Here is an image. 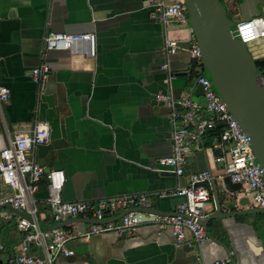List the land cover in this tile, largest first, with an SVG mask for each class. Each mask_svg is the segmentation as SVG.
<instances>
[{
    "label": "crops",
    "instance_id": "obj_1",
    "mask_svg": "<svg viewBox=\"0 0 264 264\" xmlns=\"http://www.w3.org/2000/svg\"><path fill=\"white\" fill-rule=\"evenodd\" d=\"M262 5L263 0H241L235 21L257 15ZM152 12L151 0H0V85L8 89L7 100L0 104V150L7 134L29 133L46 123L49 140L32 147L29 157L46 170L62 171L64 201L145 194L148 207L173 212L184 198L159 193L184 186L189 173L206 169L214 179L221 211L244 209L235 191L221 184L222 169L210 146L189 155L180 175L160 162L171 153L170 113L179 114L181 108L155 95L178 98L193 93L197 67L188 53L190 29L161 23ZM48 31L93 33L94 56L87 55L85 42L42 52ZM166 38L177 41L173 54H165ZM256 45L261 48L256 50ZM256 45L254 53H264V38ZM163 63L173 79L167 80L166 70L160 69ZM40 64L49 71L36 84L30 70ZM191 100L202 103L201 95L191 94ZM45 195L41 179L34 192L36 216L51 224ZM205 211L214 212L212 201ZM89 226L71 222L61 227L72 254L58 257L55 264H211L227 254L236 264H264L258 237L264 233V219L252 214L208 221V238L191 246L188 232L175 245L169 230L157 232L149 223L131 232L73 237ZM10 246L5 264L15 253ZM26 253L40 255L33 246Z\"/></svg>",
    "mask_w": 264,
    "mask_h": 264
},
{
    "label": "built area",
    "instance_id": "obj_2",
    "mask_svg": "<svg viewBox=\"0 0 264 264\" xmlns=\"http://www.w3.org/2000/svg\"><path fill=\"white\" fill-rule=\"evenodd\" d=\"M153 12L151 16L161 23L174 22L187 27V9L184 0H151ZM230 33L240 43H250L264 38V0L262 10L255 16L241 18L233 22ZM191 32V31H190ZM77 42H85L87 55L94 56L93 33L66 34L48 31L43 35L41 51L70 49ZM188 53L192 61L200 64V52L192 33L189 37ZM177 47L175 39L164 40L166 55L173 54ZM264 55V53H261ZM160 69L167 72V80L175 75L163 63ZM49 71L48 66L40 64L30 70L31 80L39 84ZM195 81L202 88V103L195 102L188 95L173 98L170 94H156L155 98L166 105L181 108L179 114L170 113V155L160 159L162 164L171 167L175 175L183 172L186 158L201 151L206 132L215 126L219 131L210 136V148L213 160L221 166L218 175H227L231 183H238L235 191L237 197H246L249 208H264L263 169L257 163L250 147L248 136L240 129L238 123L220 101L209 77L198 71ZM8 98V89L0 85V104ZM50 132L46 123H41L29 133L7 134V143L0 150V205L8 204L12 208L30 217V221L13 214H2L3 219L14 220L21 237L19 250L9 256L8 264H55L58 257H68L72 251L66 247L69 238L61 227L41 228L37 225L34 192L41 179L45 180L44 204L49 211L52 223L67 218L82 217L102 220L98 224H90L89 229L73 237L88 239L90 235L107 231L118 234L131 232L139 224H153L156 231L169 230L175 245L184 241L185 232L191 236V244L203 243L208 235L201 220L207 216L206 205L211 201L209 187V171L206 169L188 174L187 183L181 187L161 191L159 196L177 195L184 198V203L176 207L171 214L145 213L147 221L140 222L133 208L147 207L145 194L118 195L97 201H64L60 190L64 181L61 170L44 169L34 163L29 152L35 145L49 140ZM133 207V208H132ZM132 208V209H129ZM128 209L119 218L109 220L117 212ZM72 237V236H71ZM35 247L40 255L27 254L29 247ZM0 248L2 246L0 245ZM211 264H231L229 259H216Z\"/></svg>",
    "mask_w": 264,
    "mask_h": 264
},
{
    "label": "water",
    "instance_id": "obj_3",
    "mask_svg": "<svg viewBox=\"0 0 264 264\" xmlns=\"http://www.w3.org/2000/svg\"><path fill=\"white\" fill-rule=\"evenodd\" d=\"M184 2L187 9L188 26L200 52L202 72L209 77L220 101L225 104L226 110L236 120L240 129L248 136L255 159L263 169L264 179V76L257 71L254 65L249 53L250 46L247 49L242 48L232 37L230 33L231 22L226 17L225 9L219 0H184ZM250 43H244L243 45H250ZM251 53L255 59L264 56L262 54L257 56L254 51ZM191 94L202 95V88L198 83H196L193 93L188 94L189 98H191ZM217 125H220V123ZM220 182L226 191H236L239 188V184L231 183L227 175H222ZM209 187L214 212L208 214L200 221L205 230H207L208 221L212 219L264 212V208H249L248 200L244 196L237 199L238 205L244 207V209L223 212L221 211L214 179L211 175ZM0 208L9 209L14 214L28 221L31 220L30 217L8 204L0 205ZM133 209L139 212L136 218L140 222L147 221L144 217L145 213L154 215L173 213L148 206ZM127 210L123 209L117 212L109 217V220L119 218ZM102 220L73 217L58 223L44 224L38 220L36 223L41 228L49 229L62 227L71 222L98 224ZM206 234L208 235L207 231ZM258 237L264 247V233H259ZM224 250L228 252L226 247H224ZM10 256H13L12 252ZM227 258L231 264H236L230 255L227 254ZM0 264H2L1 260Z\"/></svg>",
    "mask_w": 264,
    "mask_h": 264
},
{
    "label": "rangeland",
    "instance_id": "obj_4",
    "mask_svg": "<svg viewBox=\"0 0 264 264\" xmlns=\"http://www.w3.org/2000/svg\"><path fill=\"white\" fill-rule=\"evenodd\" d=\"M225 1L226 0H220L221 4L225 5V8H226ZM240 3H241V0H236V3L234 4V7L236 8L238 5H240ZM230 7L231 6L227 7L228 11H226V17L230 20V22H231L230 28H232L233 27L232 24H233V22L235 21V19L237 17L234 16L233 12H231L229 10ZM259 40H256V41L250 43V45H243V44L239 43L238 40H236V43L240 47L245 48V49H247L248 46H250L249 53H250L252 59L255 60V57H254V55L251 52H253L252 50L254 49L253 45L258 44ZM255 47H256L255 48L256 50H259L261 48L260 45H256ZM192 99H193V97H192ZM194 99H196V97ZM2 210L5 213L10 214V210L4 209V208H0V212ZM252 215H254L257 218V220L264 219V212H259V213L252 214ZM15 226L16 225H15L14 221H12V220H4V219H2L0 217V245L2 246V248H0V260H1L2 264H5V262H6L5 259H6L7 253L9 252V246L10 245L13 247V250L15 252H17L19 250L18 241H19L20 233H19L18 229Z\"/></svg>",
    "mask_w": 264,
    "mask_h": 264
},
{
    "label": "trees",
    "instance_id": "obj_5",
    "mask_svg": "<svg viewBox=\"0 0 264 264\" xmlns=\"http://www.w3.org/2000/svg\"><path fill=\"white\" fill-rule=\"evenodd\" d=\"M219 2H220V0H219ZM235 3H236L235 0H226L225 1V4H226V8H225V5H224L225 14H226V11H228L227 10L228 6H231L229 8V10L231 12H233V13L235 12V7H234ZM195 65L197 67V72L198 71H202L201 65H197V64H195ZM254 65H255L257 71L260 72L264 76V57L256 58L255 61H254ZM219 129H220V127L218 125H216L213 130H210V131L206 132V135L204 136V139H203V146L204 147L210 146V140H209L210 136L215 135L219 131Z\"/></svg>",
    "mask_w": 264,
    "mask_h": 264
},
{
    "label": "flooded vegetation",
    "instance_id": "obj_6",
    "mask_svg": "<svg viewBox=\"0 0 264 264\" xmlns=\"http://www.w3.org/2000/svg\"><path fill=\"white\" fill-rule=\"evenodd\" d=\"M221 3V2H220ZM222 6L224 7V5L222 4ZM253 61H255V60H253Z\"/></svg>",
    "mask_w": 264,
    "mask_h": 264
}]
</instances>
